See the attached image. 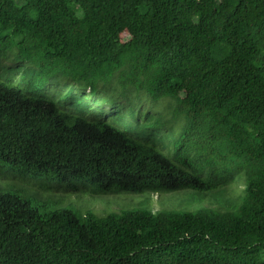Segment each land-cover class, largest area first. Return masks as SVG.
<instances>
[{
	"label": "trees",
	"instance_id": "obj_1",
	"mask_svg": "<svg viewBox=\"0 0 264 264\" xmlns=\"http://www.w3.org/2000/svg\"><path fill=\"white\" fill-rule=\"evenodd\" d=\"M0 164L227 207L97 215L0 191V264H264V0H0Z\"/></svg>",
	"mask_w": 264,
	"mask_h": 264
},
{
	"label": "rangeland",
	"instance_id": "obj_2",
	"mask_svg": "<svg viewBox=\"0 0 264 264\" xmlns=\"http://www.w3.org/2000/svg\"><path fill=\"white\" fill-rule=\"evenodd\" d=\"M140 98L141 102L139 104L142 103L145 110L162 111L166 116L169 115V112H172V108L165 107L169 104L165 102L167 98L157 103L150 101L146 96L141 95ZM92 106L103 108L104 113L110 119L116 114L115 108L106 102L99 105L97 101H92ZM4 168V165L0 164V191L17 193L20 188H23L26 191L24 195L27 196L29 194L36 199L37 206L42 207L46 211L70 209L83 214L93 212L97 215H107L128 210L197 212L208 208V206L212 208H227L224 204L226 195L216 192L202 193L194 189H181L160 194L147 191L142 193L122 192L95 195L86 191L67 189L62 182L51 180L47 177H16L6 173ZM16 181H18V184L15 183ZM234 189H237L236 184ZM209 198H213L218 202L213 200L209 203L206 201Z\"/></svg>",
	"mask_w": 264,
	"mask_h": 264
}]
</instances>
